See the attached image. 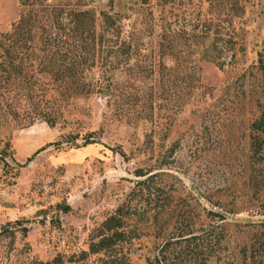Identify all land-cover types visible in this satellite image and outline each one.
Wrapping results in <instances>:
<instances>
[{"label":"rangeland","instance_id":"1","mask_svg":"<svg viewBox=\"0 0 264 264\" xmlns=\"http://www.w3.org/2000/svg\"><path fill=\"white\" fill-rule=\"evenodd\" d=\"M20 2L0 0V264H95L78 254L90 231L154 167L183 224L213 234L170 264H264V166L249 147L264 0ZM85 40L101 54L76 57ZM87 82L105 85L80 93ZM141 229L115 264L152 259L162 238Z\"/></svg>","mask_w":264,"mask_h":264},{"label":"trees","instance_id":"2","mask_svg":"<svg viewBox=\"0 0 264 264\" xmlns=\"http://www.w3.org/2000/svg\"><path fill=\"white\" fill-rule=\"evenodd\" d=\"M29 1L21 0L20 4L26 6ZM68 13L63 16L65 22L62 25V29L70 31L73 30V26H76L79 14L76 12H73V15L72 12ZM111 25H114L112 18L106 29ZM92 43L95 44L94 40H92ZM129 49L130 47L127 46L124 49L118 47L117 49L110 48L109 50H121L127 57ZM101 50L100 44H97V46L89 45L85 40V43L82 44L80 51L75 56L85 58V55L91 51V59H93L95 53L101 54ZM132 51L136 52L137 49L133 48ZM105 64L106 62L103 63V65ZM104 85L87 82L80 84L79 91L80 93H88L94 88L98 89ZM68 88L69 93H74L71 83H69ZM249 147L251 153L258 156L256 161L264 166V108L250 123ZM133 174L135 177L131 180L132 184L129 186L125 196L90 231L86 249H81L78 253L79 259H83L89 254H97V262L95 264H115V260L124 253L125 243L143 231L141 229L142 225H147L148 227V230L144 231H151L156 238L158 236L162 238V242L157 245L152 253V259L150 260L149 257H146V264H170V256L179 249L189 247L187 250L192 251L200 249V246L205 249L210 244L211 239H213V234L210 230H208L207 236L201 237L194 232L196 231L195 222L183 224L184 210H175L172 206L173 204H171V197L176 189L172 188V184L164 181L162 178L163 170L160 167L136 168ZM176 195L180 197L178 193ZM212 212L214 211L205 210V214ZM179 239L187 242L180 244L181 240ZM173 242H177V246H173ZM193 254L195 252L191 254V259L197 258ZM68 260L70 261V258ZM62 261L59 256H54L50 260L53 264H60Z\"/></svg>","mask_w":264,"mask_h":264}]
</instances>
